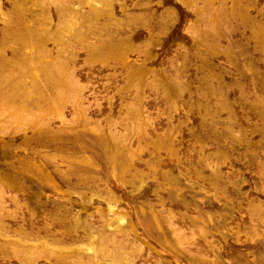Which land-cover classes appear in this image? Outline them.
<instances>
[{
  "label": "rangeland",
  "instance_id": "rangeland-1",
  "mask_svg": "<svg viewBox=\"0 0 264 264\" xmlns=\"http://www.w3.org/2000/svg\"><path fill=\"white\" fill-rule=\"evenodd\" d=\"M89 1L0 0V264H264V0Z\"/></svg>",
  "mask_w": 264,
  "mask_h": 264
},
{
  "label": "bare ground",
  "instance_id": "bare-ground-1",
  "mask_svg": "<svg viewBox=\"0 0 264 264\" xmlns=\"http://www.w3.org/2000/svg\"><path fill=\"white\" fill-rule=\"evenodd\" d=\"M89 4L96 8V7H98L99 2H98V0H90ZM31 44L33 46V43H31ZM12 46H14V45H12ZM30 50H32V49H30ZM34 71L37 73V68H34ZM35 72H34V74H35ZM27 77H29V76H27ZM18 116H19V113L14 111V110L0 109V123H7L11 118L18 117ZM3 179H6V177L3 178ZM122 220H123V218L119 217L117 222L120 223V222H122ZM92 237H94V236H92ZM85 251L88 252V253L94 252L95 251L94 244H91L88 247H86ZM25 252L26 251H23L22 253L24 254ZM96 264H119V260L117 258H115V257H111L110 256V257H105V258L97 261Z\"/></svg>",
  "mask_w": 264,
  "mask_h": 264
}]
</instances>
